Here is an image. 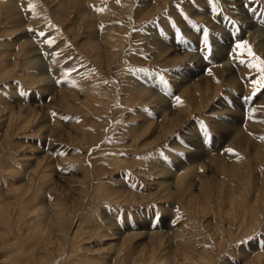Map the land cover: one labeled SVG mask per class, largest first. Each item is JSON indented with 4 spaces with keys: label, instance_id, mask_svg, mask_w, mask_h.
<instances>
[{
    "label": "rangeland",
    "instance_id": "obj_1",
    "mask_svg": "<svg viewBox=\"0 0 264 264\" xmlns=\"http://www.w3.org/2000/svg\"><path fill=\"white\" fill-rule=\"evenodd\" d=\"M214 6L0 0V264H264V0Z\"/></svg>",
    "mask_w": 264,
    "mask_h": 264
},
{
    "label": "snow or ice",
    "instance_id": "obj_2",
    "mask_svg": "<svg viewBox=\"0 0 264 264\" xmlns=\"http://www.w3.org/2000/svg\"><path fill=\"white\" fill-rule=\"evenodd\" d=\"M209 3L213 4L212 10L215 11L216 9L214 6V0H209ZM244 7L246 10L250 9V5H248V4H245ZM29 8L31 9L32 5H29ZM40 35H44V34L40 33ZM229 35H233V34L229 33ZM181 38H183V37H181ZM203 38H204V50L203 51L205 52V55L203 58L208 59L209 56L212 54V47L208 44V31L207 30H203ZM235 48L236 49L248 48L249 55H251L255 60L260 61L259 65H254L251 62H248V66L257 68V71L260 73L261 78L259 81L254 80L253 83L258 84L259 87H261V88H264V60H261V58L256 56L255 53H252L250 47L247 44V41H244L242 38L237 39V41L235 43ZM240 63H245V61L241 60ZM161 79H162V83H165V84L167 83L166 81L163 80V78H161ZM258 90H259L258 88L254 89L253 95H255V92ZM176 99L179 101L180 98L176 97ZM245 99L247 100L249 98H245ZM53 115H55V113H53ZM205 132H207V128H205ZM227 151L232 152V149H227Z\"/></svg>",
    "mask_w": 264,
    "mask_h": 264
},
{
    "label": "bare ground",
    "instance_id": "obj_3",
    "mask_svg": "<svg viewBox=\"0 0 264 264\" xmlns=\"http://www.w3.org/2000/svg\"><path fill=\"white\" fill-rule=\"evenodd\" d=\"M234 80V79H233ZM233 85V84H232ZM190 136H192V135H190ZM193 137V136H192ZM243 138V137H242ZM197 139V138H196ZM247 143V142H246ZM193 181V180H192Z\"/></svg>",
    "mask_w": 264,
    "mask_h": 264
}]
</instances>
